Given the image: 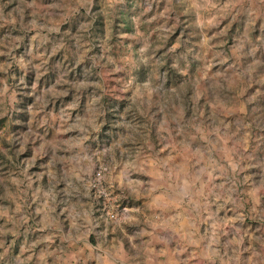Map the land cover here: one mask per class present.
<instances>
[{"label": "rangeland", "instance_id": "1", "mask_svg": "<svg viewBox=\"0 0 264 264\" xmlns=\"http://www.w3.org/2000/svg\"><path fill=\"white\" fill-rule=\"evenodd\" d=\"M171 257L264 264V0H0V264Z\"/></svg>", "mask_w": 264, "mask_h": 264}, {"label": "crops", "instance_id": "2", "mask_svg": "<svg viewBox=\"0 0 264 264\" xmlns=\"http://www.w3.org/2000/svg\"><path fill=\"white\" fill-rule=\"evenodd\" d=\"M155 230H161L160 229V227H156L155 228ZM180 234V233H179ZM180 239H182V238H178L177 240H178V242L180 241ZM163 240L164 239H162V238H160V237H158V236H155V238H153V241L154 242H159V243H161V242H163ZM166 241H168V240H166ZM178 249V248H177ZM169 252H171L170 250H169ZM174 252V251H173ZM160 255H162V254H160ZM193 255V254H192ZM177 258V257H176ZM114 259V258H113ZM171 260H173V258L171 257ZM179 260V259H178ZM115 262H116V260H114ZM174 261V260H173ZM175 262V264H182V263H180V260H179V262L178 261H174ZM118 263V262H117ZM163 264V263H162Z\"/></svg>", "mask_w": 264, "mask_h": 264}]
</instances>
